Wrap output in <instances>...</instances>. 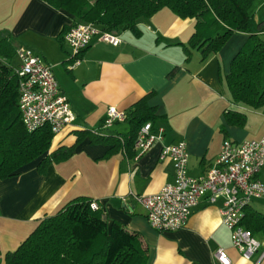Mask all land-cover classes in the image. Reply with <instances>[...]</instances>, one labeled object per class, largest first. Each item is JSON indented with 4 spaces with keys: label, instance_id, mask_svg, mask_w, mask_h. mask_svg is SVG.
Returning a JSON list of instances; mask_svg holds the SVG:
<instances>
[{
    "label": "crops",
    "instance_id": "obj_1",
    "mask_svg": "<svg viewBox=\"0 0 264 264\" xmlns=\"http://www.w3.org/2000/svg\"><path fill=\"white\" fill-rule=\"evenodd\" d=\"M253 14L257 21L264 20V0L254 1ZM72 21V15L44 0H0V38H10L16 45L14 64L10 60L9 64L17 71L19 47L38 55L51 67L75 115L72 123L54 133L47 151L69 149V155L52 159L43 171L36 158L17 174L0 179V264L41 219L78 197L96 202L109 225L116 222L134 233L146 264H220L214 258L219 247L230 264H264V235H254L260 247L248 259L232 246L219 212L223 197L214 203L200 197L186 224L165 232L149 226L145 209L133 198L156 193L173 180L172 161L160 158L164 145L184 141L187 171L196 177L208 170L225 139L242 142L264 135V110L234 104L226 85L231 60L248 36L232 34L204 61L196 49L186 59L182 44L195 22L162 8L139 21L138 32L119 34L117 46L95 36L75 56L58 39ZM146 95L155 109L149 122L154 130L163 129L160 140L137 155L134 147L92 139L90 130L98 136L127 135L130 124L125 118L102 126L108 108L126 112ZM230 111L243 114V122L228 115ZM261 171L259 179L264 182ZM250 206L259 211L252 201Z\"/></svg>",
    "mask_w": 264,
    "mask_h": 264
},
{
    "label": "trees",
    "instance_id": "obj_2",
    "mask_svg": "<svg viewBox=\"0 0 264 264\" xmlns=\"http://www.w3.org/2000/svg\"><path fill=\"white\" fill-rule=\"evenodd\" d=\"M44 1L73 16L72 23L65 25L58 35L62 43L64 34L82 22L118 35L126 30L138 32V22L162 8L195 22L191 36L182 44L186 59L196 49L204 61L218 52L232 34L244 33L248 38L231 60L226 85L234 104L264 110V20L254 17L255 0ZM15 53L13 40L0 38V179L17 174L21 167L39 157L38 168L43 171L52 159L70 153L66 149L47 154L54 135L50 127L45 125L28 132L23 125L17 107L20 76L9 64ZM147 99L148 95L142 97L125 112L130 124L127 135L98 136L90 130L92 139L133 148L139 128L155 118V109ZM227 113L243 122V114ZM91 202L88 197H78L41 219L16 249L5 253L4 264H146L147 256L136 235L116 222L109 225L100 209L91 207ZM242 224L253 235H264V212L248 204Z\"/></svg>",
    "mask_w": 264,
    "mask_h": 264
},
{
    "label": "built area",
    "instance_id": "obj_3",
    "mask_svg": "<svg viewBox=\"0 0 264 264\" xmlns=\"http://www.w3.org/2000/svg\"><path fill=\"white\" fill-rule=\"evenodd\" d=\"M95 36L113 46L121 42L118 34L89 22L72 26L63 40L71 53L77 55ZM17 55L20 58L17 107L23 125L28 132L45 125L53 133L59 132L72 123L75 115L66 96L60 92L51 67L27 48L19 47ZM124 118L125 112L111 106L102 126L109 127ZM162 136V128L154 130L151 122H145L133 142L137 155L144 153ZM160 158L172 161L175 169L173 180L156 193L133 197L145 209L149 226L158 232L177 230L186 224L191 208L200 197L205 196L208 203L223 197L219 208L222 224L230 232L232 246L244 258H250L259 249L260 242L242 224V219L244 209L251 201L264 199V182L259 179V173L264 168V135L242 142L225 139L208 170L196 177L188 174V151L184 141L164 145ZM91 207L98 208L94 201ZM214 258L220 264H230L221 247L214 252Z\"/></svg>",
    "mask_w": 264,
    "mask_h": 264
},
{
    "label": "rangeland",
    "instance_id": "obj_4",
    "mask_svg": "<svg viewBox=\"0 0 264 264\" xmlns=\"http://www.w3.org/2000/svg\"><path fill=\"white\" fill-rule=\"evenodd\" d=\"M10 61H13L14 64V60L10 59ZM261 176L262 178H264V170L261 171ZM252 204L259 210V211H264V199H260V200H253ZM261 204V205H260ZM261 206V207H260Z\"/></svg>",
    "mask_w": 264,
    "mask_h": 264
}]
</instances>
